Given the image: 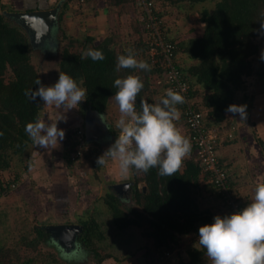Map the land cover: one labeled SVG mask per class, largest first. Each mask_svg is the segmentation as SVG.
Here are the masks:
<instances>
[{"label": "trees", "instance_id": "obj_1", "mask_svg": "<svg viewBox=\"0 0 264 264\" xmlns=\"http://www.w3.org/2000/svg\"><path fill=\"white\" fill-rule=\"evenodd\" d=\"M99 1L101 0H56L61 8L57 13V22L60 24L61 16L69 4L76 2L81 8L88 3L96 5ZM106 1L109 14H137L134 0ZM151 1L152 15L162 31L163 40L175 47L173 61L188 84L191 106L203 113L207 127L218 125L225 119L228 106L235 104L234 94L242 88L244 79L253 75L264 78V60L261 59L262 53H259L256 43L261 35L258 30L264 22V0ZM206 3L210 5L207 7ZM191 6L201 9V35L183 40L174 39L170 36L171 30L165 17L171 10L182 8L189 13L193 8ZM34 9L28 7L26 12ZM11 12H20V9L7 6L0 0V132L3 133L0 135V198L18 188L16 176L10 178L5 171L11 167L13 159H22L30 152L33 143L25 132V126L40 119L43 112L42 102L25 95L26 92L35 90V82L40 77L33 61L35 49L31 47L25 31L6 16V13ZM187 12L179 13V16H184L182 22L187 21ZM131 18L129 26L134 34L130 39L132 47H125L123 40L111 33L100 41L88 34L82 38H68L69 44H77L80 50L73 51L70 45L61 49L57 64L58 75L64 72L78 83L83 81L81 86L87 89V100L78 106L80 114H85L88 110L105 114L108 99L118 90L114 87V80L130 74L138 75L144 82V88L137 97L138 111L141 100L154 104L157 103L156 97L160 101L166 96L162 84L157 88L152 85L153 77L164 76V62L160 51L150 54L145 21L133 16ZM59 31L62 34L61 29ZM88 49L102 51L105 59H82V54ZM129 50L135 53L138 60L151 65V70L117 71V58L127 55ZM183 56H186V61H190L187 67L182 65ZM253 56L257 57V68L252 62ZM177 107L181 112L177 123L183 124V105ZM77 128L69 129L66 135V162L73 152L70 134ZM109 132L113 137L112 144L118 132L112 125H109ZM85 144L87 149L82 150L77 163L81 159L91 162L93 175L96 177V171L101 168L96 163L97 157L101 155L99 147L91 148L92 142ZM69 164L71 167L76 166L71 162ZM202 179L206 180V184L203 185ZM129 182L126 199L124 198L126 202L112 189L107 190L94 201L103 208L92 206L90 210L84 211V216L58 225L77 227L72 233L75 243L86 250L88 258L94 264H101L110 258L119 262L134 256L139 249L145 250L144 258L150 260V264L164 258L167 260L173 254L177 255L176 264H210L205 255L206 250L200 247L197 240L199 227L213 223L211 217L214 213L210 208L204 207L202 201L206 195H210V199L222 210L221 216L230 215V212L220 201L208 174L194 157L189 156L173 177L159 175L157 168H152L147 173L133 170ZM11 183L15 184L14 188L8 187ZM232 191L234 192L233 189ZM237 199L245 207L251 202L247 198L243 201L238 197ZM22 218L16 216L9 222V212L0 210V264H66V259H61L53 250L54 246L60 251L63 244L52 239L50 226L34 223L30 225L22 222ZM19 221L25 227L15 229L20 224ZM137 228L140 229L139 232L135 231ZM68 235L70 234L64 233L67 241ZM187 239L189 244L186 245Z\"/></svg>", "mask_w": 264, "mask_h": 264}, {"label": "clouds", "instance_id": "obj_2", "mask_svg": "<svg viewBox=\"0 0 264 264\" xmlns=\"http://www.w3.org/2000/svg\"><path fill=\"white\" fill-rule=\"evenodd\" d=\"M258 31L264 35V22ZM86 57L93 61L105 59L102 51L94 49H88L81 58ZM261 59L264 60V52ZM120 69L150 71L151 65L138 60L129 50L127 55L117 58V71ZM35 83V90L25 95L63 112L78 109L80 103L87 100V89L81 86L83 81L78 83L64 72L59 73L53 84L45 85L40 79ZM114 87L118 89L112 97L120 114L115 122L118 133L110 147L97 157V165L106 166L109 161L114 162L118 174L125 179L133 170L147 173L152 168H157L161 176H175L192 150L190 139L177 124L181 118L177 105L184 104L185 97L167 89L166 96L158 103L141 100L138 111L136 103L144 88L143 80L130 74L115 79ZM246 107L232 104L226 111L238 113L243 121L247 118ZM64 119V115L55 122L37 119L26 124L25 132L37 148L46 151L57 149L65 138V130L59 128L57 122ZM197 241L206 250L210 264H264V182L255 186L251 202L242 210L230 215H216L213 223L200 226ZM86 258V250L79 245L68 256L78 264Z\"/></svg>", "mask_w": 264, "mask_h": 264}, {"label": "rangeland", "instance_id": "obj_3", "mask_svg": "<svg viewBox=\"0 0 264 264\" xmlns=\"http://www.w3.org/2000/svg\"><path fill=\"white\" fill-rule=\"evenodd\" d=\"M56 2V0H54ZM3 2L7 5V6H11V7H18L21 6V2L20 0H3ZM106 0H101L99 3H102V8L106 6ZM72 5H70V8L74 5L73 3H71ZM76 4V2H75ZM210 5V3H206V6L208 7ZM26 7V6H25ZM60 7V6H59ZM74 7H77V5H75ZM193 7V8H192ZM77 8H73L74 10H76ZM160 8V6H159ZM188 8V7H187ZM191 10L190 12L187 14L188 18L187 21L182 22V18H184V16H179V13L182 12V14L184 12H187L185 9L182 8V10H177L178 15L175 18L174 16H176L175 13H177V11L175 10L173 13L171 12V14H169L167 17H165L166 21L168 22V20L170 21V29H172L173 31L177 32L178 36H182L184 38V36L187 34V32L189 31V29H196L199 28L200 24H199V18H200V10L199 8H197L196 6H191ZM96 12L97 13H104L101 8L96 7ZM190 9V8H189ZM185 10V11H183ZM106 12H107V24H101L99 27H97L98 30L95 31H90L87 29L86 25L89 23L90 18H86L84 21H78L76 23H72V17L70 16L68 18H65V21H69L70 23H62V21L57 22V17H56V23L53 26V24L49 25L48 27V32L43 35L42 37H39L41 39L40 42L38 43V47L35 50V52H33V61L34 64L36 66V70L37 73L40 77V80L43 84L45 85H50L55 83V81L58 79V70H57V64L58 61L60 59V51L61 49H63L65 46H69L70 45V49H72L73 51L75 50H80V46H78L77 44H69V39H76V38H82L81 33L78 34V32H82V29H85L84 32L82 33L83 35H87V34H91L93 35L94 39L96 41H100L102 39H104L106 36H108V34L111 33H115L120 39H122L123 41V45L125 47H132L131 43L132 40L131 36L134 37L131 33V29L129 26V22L130 19H132L131 17H139L137 15H126V16H121L118 15L117 13H112L109 14L107 7H106ZM105 12V13H106ZM180 14V15H182ZM173 15V16H172ZM179 17V18H178ZM174 18V19H173ZM82 22L84 24H82ZM169 23V22H168ZM167 23V24H168ZM72 24H75L74 26ZM97 24L99 25V23L97 22ZM60 25V29L62 31H59L60 29H58ZM90 25V24H89ZM107 27H104V26ZM174 25V26H173ZM100 27H104V31H101ZM49 34V35H48ZM27 36H29V34L26 33ZM66 35V36H64ZM78 35V37H76ZM49 37V38H48ZM44 39V40H42ZM257 44H258V50L259 53L264 52V35H260L257 39ZM57 46V49L54 50ZM117 46V45H116ZM34 49V48H33ZM54 50V51H53ZM256 58L254 57L252 58V62L254 64V66L257 68V64H256ZM255 77H248L250 78V80H246L245 84L242 86L241 89H239L238 91L235 92V94L237 95L239 92V98L238 103H241L240 105H246L247 101L245 100V103H243L244 101V94H257V93H264V86L263 85H259L257 83L258 80L260 81L261 79L257 76L254 75ZM254 81V82H252ZM153 82V87L157 88V87H161L160 85L162 84L164 86V80L163 78L160 77H153L152 79ZM264 83V81L262 80V84ZM263 88V89H262ZM162 91H160L158 94L160 95ZM248 96V95H247ZM156 102L158 103L159 100L156 97ZM247 106V105H246ZM43 107V112H42V116L44 115V113L48 112L50 110V106H46V105H42ZM111 107L109 106V108H107V110L109 111V113L107 112V116L109 119L112 120V122H116L119 118V111L118 109L115 111H112L110 109ZM52 110H54V107H52ZM106 110V111H107ZM76 111H78L77 113H79L78 109H71L70 112L75 113ZM53 115V112H52ZM82 115H85V117H82L81 120L79 121V123H77V126L79 125L80 127H84L85 125V118H86V112L85 114H80V117ZM239 115V114H238ZM55 116V114L53 115V117ZM57 117H55L56 119ZM54 119V118H53ZM58 119V118H57ZM102 121V120H101ZM59 123H63L64 125V121L59 122ZM69 123V122H68ZM103 123V121H102ZM103 126V125H102ZM104 127V126H103ZM67 128V129H66ZM64 128L65 130V134L69 129L68 127ZM69 128H74V126L69 127ZM79 128V127H78ZM103 135L106 134V132H102ZM110 137V136H108ZM111 138V137H110ZM109 138V143L111 141V139ZM65 140V138H64ZM61 141L60 143L64 142ZM34 145V144H33ZM105 150V148H102V150ZM103 150V151H104ZM44 151V150H43ZM32 154L36 155L37 157L40 156L41 151L39 149H32ZM45 152V151H44ZM56 153V152H55ZM29 154L28 155H24L22 157V159L20 158H15L12 160L9 169L6 172V175L9 174V177L14 178V176H16L18 182H19V186L16 190L8 193L7 195L3 196L2 198H0V210L3 211H8L9 215H10V219L9 222H12L13 217L18 216L19 218H22V222L27 223L32 225V223L37 224V225H43V226H55L58 225L64 221L67 220H72L75 221L77 219V217H81L84 216V211L87 209H91L92 206H95L97 208H103L102 205H100L97 201H95L96 198H99L100 195L102 196L105 193V190H110V189H114L115 185H111L112 182L111 179H109V176L106 178L107 181H103L101 183V179L99 180L96 175L93 176V169L90 167V164L88 162V160H86L87 167H81V161L79 164L76 165V170L74 169V172H77V176L75 178H72V184L73 183H79L77 184L78 186H76L75 190L72 191H68L65 190V188L63 189V193H62V186L59 185V193H58V197L56 196V194L51 195L50 197H48L46 199L45 195L43 196V194L40 192V190H38L39 188H37L35 186L34 183H31V181H28V178H25V174H26V170L29 167L28 166V162L31 160V158L29 159ZM52 154V152L47 151V156L46 158H48V160H51L50 156ZM58 154V153H57ZM101 154V152H100ZM102 155V154H101ZM36 160V159H35ZM48 162V161H47ZM69 166H71L69 164ZM81 167V168H80ZM24 170V171H23ZM80 172V173H79ZM102 175V174H100ZM106 175V174H105ZM104 175V176H105ZM103 176V175H102ZM75 179V180H74ZM78 179V181L76 182V180ZM130 179V178H129ZM127 179L122 178L121 180L116 181L118 182H124ZM89 182V183H88ZM109 182V183H108ZM87 183V184H86ZM34 184V186H33ZM121 184V183H119ZM79 187V188H78ZM81 187V189H80ZM77 189L79 191H77ZM117 192L114 191L115 194H119L120 198L122 199L123 202H126L124 200L125 198V190L123 187H117ZM61 190V191H60ZM88 190V191H87ZM82 192H88L84 201H80L81 198V193ZM80 195V196H78ZM77 198V199H76ZM72 200H75L77 205H82L83 209V213H81L80 215L75 214L74 215V211L72 212V209H75L79 206H75L74 208L71 207L70 202H72ZM83 203V204H82ZM127 205H129V203L127 202ZM216 205V204H215ZM217 207V205H216ZM93 211H91L92 213ZM20 223V224H19ZM19 225L15 228V229H19V228H23L25 227V225H23L20 221H19ZM140 230V229H139ZM138 228L135 230L136 232H139ZM68 241H64L61 242L64 243L65 245H62V247L59 249L55 248L53 246V250L56 252V254H58V256L61 259H66V264H78L77 261L75 260H70L68 259V256L73 253L76 250V243H75V237L73 234L68 235ZM189 239H187L186 245L189 244L188 243ZM185 246V244L183 245ZM123 251V250H122ZM66 252V253H65ZM121 252V251H119ZM123 253H121L122 255ZM145 254V250L143 249H139L138 251H136V253L134 254V256H131L129 258H124L123 260L117 262L114 259L110 258V259H106L104 260L101 264H150V260H147L146 258H144ZM176 260H177V255L173 254L171 257H169L167 260H165V258L160 262L157 261H153V264H176ZM80 264H94V262L88 258L86 260H84L83 262H80Z\"/></svg>", "mask_w": 264, "mask_h": 264}, {"label": "crops", "instance_id": "obj_4", "mask_svg": "<svg viewBox=\"0 0 264 264\" xmlns=\"http://www.w3.org/2000/svg\"><path fill=\"white\" fill-rule=\"evenodd\" d=\"M20 2H21L20 4L21 6L15 7V8L20 9V12L26 11V8L28 7H33L35 8L34 10H37V9L38 10H49V9L55 8V6L59 3V2L58 3L55 2L54 0H20ZM99 2L96 5H93L92 3H88L81 8L79 5L75 3H73L74 5L70 8V5L72 4H69L66 8V11L61 16L62 23L66 22L65 18H68L70 16H73L72 23H76L78 21H84L87 17L88 18L92 17L90 18V21L86 25V27L90 31L98 30L97 27H99L103 23L107 24L106 22L108 20V17L106 16L107 15V12H106L107 3H106L105 8L104 7L102 8V3L100 4ZM75 5H77L78 8L74 7ZM96 7L101 8V10L104 13L103 14L97 13L95 9ZM73 8H77V9L74 10ZM60 9L61 8H59L57 11L59 12ZM171 12L173 13L174 10H171ZM175 14L176 16L174 17L176 18L178 14L177 13ZM121 16H124V15H121ZM187 18H188V15H187ZM170 21L171 20H168L169 23L167 22L168 27H170V24H171ZM67 22L70 23L69 21ZM97 22L99 23V25L97 24ZM82 24L84 23L82 22ZM72 25L74 26L75 24H72ZM107 26L105 25L104 27H107ZM104 27H100L101 31H104ZM81 29H82V32H78V34L81 33V35L83 36L82 33L84 32L85 29L83 28ZM170 30H171L170 36H173L174 39L178 38L179 40H183L188 37H198L201 35L203 31L202 26L200 24L199 28L189 29V31L183 38L182 36H178L177 32L173 31L172 29ZM88 35L93 36L90 33ZM76 37H78V35ZM56 49H57V46L54 50ZM182 59H184L183 63L181 59H178V60H180L182 65L184 64L187 67L190 64V61L185 60L186 56H183ZM250 77H255V76L253 75ZM260 79L261 80L260 81L258 80L259 83L257 84L264 86V83L262 84V80L264 81V78H260ZM246 80H250V78L246 77L244 79V84ZM247 95L245 93L244 98H243L244 99L243 103H245V100L247 101V104H246L247 105L246 107L247 118L246 119L242 121L238 113L227 112L225 114V119L221 123L213 127L217 130L219 134V143L217 145V154H218L219 162L228 172L231 188L234 190L237 197L241 199L242 201L245 200L246 198L247 200L248 199L252 200V197L254 195L255 186L260 182H264V93L261 92L257 94H247ZM112 97L113 96H111L108 99L107 108H109L110 106L111 107L110 109L112 111H115L118 109V105L115 103ZM238 98H239V92L237 95L234 94L235 105L241 104V103H238V100H237ZM52 112H53V115L55 114L54 117L52 115ZM77 112L78 111H76L75 113H72L70 112V110L67 112H63L62 110L56 109L55 107H54V110H52V107H50V110L44 113V115L41 116L40 119H44L48 122H55L58 119H60L61 116L64 115L65 119L58 121L57 126L62 129L66 127H68V129H73L69 127H72V126H74V128L80 127L79 125L77 126V123H79L82 117H85V115H82L80 117V114H78ZM107 112L109 113L108 110L106 111L105 114H98L95 112L93 116H89L88 118L89 123L91 125L90 127L93 130H95V132L97 131L99 132V137L97 140H91V141H86V142L88 143L92 142L93 144H90V145H91V148L93 149H95L96 147H99L98 150L101 152V154H103L110 147L111 141L109 143V138L111 137L110 138L111 140L113 138L109 132V125H112L118 132V129L115 127V123L112 122V120L108 118ZM55 117H57L58 119L57 118L55 119ZM101 120L103 121V123ZM62 121L65 122L64 125L63 123H59ZM177 124H178V127L182 130V132H184L185 131L184 125L181 123L180 124L177 123ZM231 126L235 127V132H233V138L228 140L225 138L224 135L226 134V132L230 130ZM67 132L65 134V140L64 142L60 143L59 148L48 150L49 152H52V154L48 156L50 157L51 160H48V158H46L47 156L46 150H44L45 151L44 152L43 149H39L35 145H33L30 149L29 159L31 158V160L28 162L29 167L25 171L26 172L25 178H28V181H31V183H34L35 186L39 188L38 190H40L43 196L45 195L46 199L53 194H56L57 197L59 196L58 195L59 189H60L59 185L62 186V193H63L64 188L65 190H67V192L68 191L70 192L72 190H75L76 186H78L77 184H79L77 182L78 179L76 180L77 183L72 184V181H71L72 178H75L77 176V172L73 171L74 169L76 170V166L71 167L69 166V163L65 161V154L68 150V146L65 144L67 141V136H66ZM102 132L104 133L106 132V134L103 135ZM105 147L106 149L105 150L103 149L104 150L103 151L102 148H105ZM34 148L39 149L41 151V154L39 157H37V154L36 155L32 154L33 153L32 149L34 150ZM81 164H82L81 167H87L88 163L86 162V160L82 159ZM89 164H90V167L92 168V163L89 162ZM96 173H98L99 175L98 179L99 180L101 179V183L103 181L105 182L107 181L106 178L109 176V174H110L109 179H111L110 182H112L111 185L113 184L119 185V183L121 184L130 183L129 178L131 177V175L128 178H126L127 180H125L124 182H118V183L116 182L118 180H121L122 178L118 174L116 164L111 161H109L106 166H101V168L97 170ZM100 174H102L103 176ZM205 179H202L203 185L206 184ZM77 191L79 190L77 189ZM112 191H115V189L112 188ZM87 193L88 192H82L81 196L78 195L81 198L80 201L82 202L84 201V198L88 196ZM117 196L119 197V195ZM210 198H211L210 195H206V198H204L202 201L203 206L211 209V211L214 213L212 217H215L216 215H221L222 210H220L217 203H216L217 205L216 207L214 201H212ZM70 204H71V207L73 208L77 205L75 200H72ZM77 206L79 207L72 209V212L73 211L75 212L74 215L75 214L80 215L81 213H83L84 208H82V205H77Z\"/></svg>", "mask_w": 264, "mask_h": 264}, {"label": "built area", "instance_id": "obj_5", "mask_svg": "<svg viewBox=\"0 0 264 264\" xmlns=\"http://www.w3.org/2000/svg\"><path fill=\"white\" fill-rule=\"evenodd\" d=\"M83 0H80L82 2ZM137 17L140 21H145L147 41L149 43L150 54L154 55L160 51L163 63L164 90L172 89L185 97L186 102L183 105V125L185 134L191 141V156L200 164L203 171L208 174L209 181L213 184L216 194L225 208L232 214L242 210L245 205L237 199V196L231 189L228 172L219 162L217 154V145L219 143V134L213 127H207L203 120V113L195 110L189 102L188 84L183 78L179 68L173 61L174 45L163 40L162 31L158 28L155 16L152 15L153 2L151 0H134ZM157 46L158 48H156ZM235 127L224 135L226 139L233 138ZM70 141L73 144V152L68 156L67 161L77 164L78 158L82 156V150L87 149L85 132L83 128H77L70 134ZM14 188L15 184H9ZM214 220V217H211ZM167 255V254H166Z\"/></svg>", "mask_w": 264, "mask_h": 264}, {"label": "water", "instance_id": "obj_6", "mask_svg": "<svg viewBox=\"0 0 264 264\" xmlns=\"http://www.w3.org/2000/svg\"><path fill=\"white\" fill-rule=\"evenodd\" d=\"M60 3H58L55 8L49 10H34L29 12H11L6 13V16L12 18L18 26H20L25 33L29 34L28 40L32 48L35 50L38 47V43L40 42L39 37H42L48 32L49 25L56 23V15L57 10L59 9ZM49 35V34H48ZM49 38V37H48ZM44 40V39H42ZM95 114L94 111L88 110L86 111L84 132L86 141L97 140L99 137V132H95L90 126L89 116H93ZM127 186V187H125ZM123 187L124 190H127L129 187L128 183H123L119 185H115L114 188ZM77 229L76 226H65V225H55L50 226L49 230L51 232L52 239L60 243L66 241L64 238V233L67 232L72 234ZM65 245L64 243H62Z\"/></svg>", "mask_w": 264, "mask_h": 264}, {"label": "flooded vegetation", "instance_id": "obj_7", "mask_svg": "<svg viewBox=\"0 0 264 264\" xmlns=\"http://www.w3.org/2000/svg\"><path fill=\"white\" fill-rule=\"evenodd\" d=\"M58 12V11H57ZM115 189V191L117 192V190H119V189H117V188H114ZM119 192V191H118ZM117 192V193H118ZM127 193V190H125V194ZM119 195V194H118ZM119 198H120V196H119Z\"/></svg>", "mask_w": 264, "mask_h": 264}]
</instances>
